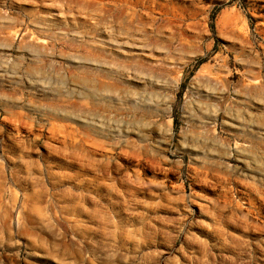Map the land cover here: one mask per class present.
I'll list each match as a JSON object with an SVG mask.
<instances>
[{"label": "rangeland", "instance_id": "1", "mask_svg": "<svg viewBox=\"0 0 264 264\" xmlns=\"http://www.w3.org/2000/svg\"><path fill=\"white\" fill-rule=\"evenodd\" d=\"M0 264H264V0H0Z\"/></svg>", "mask_w": 264, "mask_h": 264}]
</instances>
